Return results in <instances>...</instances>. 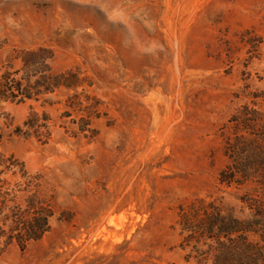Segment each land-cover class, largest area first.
<instances>
[{"label":"rangeland","instance_id":"374dc122","mask_svg":"<svg viewBox=\"0 0 264 264\" xmlns=\"http://www.w3.org/2000/svg\"><path fill=\"white\" fill-rule=\"evenodd\" d=\"M39 48L77 87L0 105V154L55 215L25 250L0 240V264H194L180 208L240 209L254 190L220 176L232 117L248 107L264 126V0H0V75ZM34 112L48 144L15 135Z\"/></svg>","mask_w":264,"mask_h":264},{"label":"trees","instance_id":"16d2710c","mask_svg":"<svg viewBox=\"0 0 264 264\" xmlns=\"http://www.w3.org/2000/svg\"><path fill=\"white\" fill-rule=\"evenodd\" d=\"M54 57L46 48L28 51L21 70L0 75V105L40 102L58 90L77 87L72 82L77 80L75 75L55 72ZM260 119L257 110L244 107L230 120L234 136L227 137L230 163L220 182L228 187L254 186L241 198L240 209L223 200L205 199L180 208L181 247L188 263L264 264V126ZM50 121L47 115L34 112L15 135L48 144L52 138ZM82 122L81 131L89 133L90 121ZM9 173L19 177L12 189L11 183L1 179ZM54 215L52 202L42 193L40 178L30 176L13 156L0 154V240L25 250L50 232Z\"/></svg>","mask_w":264,"mask_h":264}]
</instances>
